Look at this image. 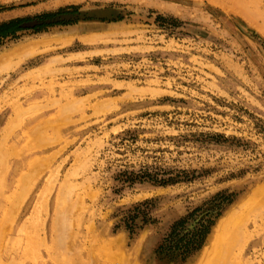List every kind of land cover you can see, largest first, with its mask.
<instances>
[{
  "label": "rangeland",
  "instance_id": "rangeland-1",
  "mask_svg": "<svg viewBox=\"0 0 264 264\" xmlns=\"http://www.w3.org/2000/svg\"><path fill=\"white\" fill-rule=\"evenodd\" d=\"M15 19L0 264H264V0H0Z\"/></svg>",
  "mask_w": 264,
  "mask_h": 264
},
{
  "label": "trees",
  "instance_id": "trees-1",
  "mask_svg": "<svg viewBox=\"0 0 264 264\" xmlns=\"http://www.w3.org/2000/svg\"><path fill=\"white\" fill-rule=\"evenodd\" d=\"M26 19H15L6 23L0 24V38H6L10 36H16L19 31H21L20 25ZM212 211L207 213V217L210 216ZM179 225V223L177 224ZM212 225L211 219H203L201 221V228L197 229V232L189 238H186L182 241L183 246V258L189 257L192 253L201 248L204 244L207 235L210 232V226Z\"/></svg>",
  "mask_w": 264,
  "mask_h": 264
},
{
  "label": "bare ground",
  "instance_id": "bare-ground-1",
  "mask_svg": "<svg viewBox=\"0 0 264 264\" xmlns=\"http://www.w3.org/2000/svg\"><path fill=\"white\" fill-rule=\"evenodd\" d=\"M107 11V10H106ZM105 11V12H106ZM111 11V10H110ZM98 12V11H97ZM103 12V11H102ZM107 14V13H106ZM104 15V14H103ZM34 43V42H33ZM32 45V44H31ZM30 45V46H31ZM25 46H27V45H25ZM27 51H28V49H25V48H21V49H18V50H16L14 53H13V55L14 56H17V57H20V59L24 56V55H26V53H27ZM12 55V54H11ZM7 56V55H6ZM6 56H3L4 58H6ZM7 58H8V56H7ZM3 59V58H2ZM3 61V60H2ZM13 61V60H12ZM3 62H8V61H3ZM1 63V60H0V66L3 64L4 65V63ZM264 187V186H263ZM263 187H261V188H263ZM50 188V187H49ZM259 189H257L256 191H258ZM260 190H262V192L261 193H255L252 197L253 198H255V197H259L260 199H262L263 197H264V189H260ZM44 191H45V189H44ZM50 191H51V188H50ZM255 191V192H256ZM44 194H45V192H44ZM48 194V193H47ZM47 196V195H46ZM252 197H250V198H252ZM48 198V197H47ZM47 198H45V199H47ZM252 198V199H253ZM45 201V200H44ZM47 201V200H46ZM253 201H255V199L253 200ZM258 201V200H257ZM253 203V202H252ZM251 203V204H252ZM43 205V204H42ZM41 205V206H42ZM250 206V205H249ZM249 209V208H248ZM258 209V208H257ZM256 209V210H257ZM254 210V209H253ZM257 212V211H256ZM236 216L237 215H235V217H234V219L236 218ZM254 216V215H253ZM263 216V215H262ZM230 217V216H229ZM258 217H260V216H258ZM257 218V217H256ZM262 218H264V217H262ZM237 219V218H236ZM258 219V218H257ZM238 220V219H237ZM261 221H263V220H261ZM243 222V221H242ZM264 222V221H263ZM238 223V222H237ZM232 224V223H231ZM235 224V223H234ZM225 225H230L229 224V221H227V218H226V220L224 219L223 221H222V223H221V226H225ZM243 225H244V223H243ZM242 225V226H243ZM260 225H264V223L263 224H260ZM227 226V228H229ZM232 227V226H231ZM260 227V226H259ZM221 229H222V227H221ZM225 229V228H224ZM223 230V229H222ZM231 229L229 228V230L228 231H230ZM237 230V229H236ZM224 231V230H223ZM221 232L220 230H218V232H217V234L215 233V237H214V240H213V242L206 248V250H205V252H204V255H203V261H207V262H209L211 259H212V257H213V254L214 253H218V256H220V255H222V249L224 248H222V244L224 243V240H225V232ZM239 231V230H238ZM237 233V232H236ZM241 233V232H240ZM239 234V233H238ZM253 236V235H252ZM236 239V238H235ZM239 239V238H238ZM228 240V239H227ZM226 241V240H225ZM240 242V241H239ZM237 246V245H236ZM228 249V248H227ZM232 251V250H231ZM230 251V252H231ZM224 253V252H223Z\"/></svg>",
  "mask_w": 264,
  "mask_h": 264
}]
</instances>
